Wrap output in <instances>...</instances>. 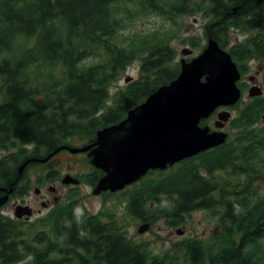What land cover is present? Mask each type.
Here are the masks:
<instances>
[{
  "label": "trees",
  "instance_id": "trees-1",
  "mask_svg": "<svg viewBox=\"0 0 264 264\" xmlns=\"http://www.w3.org/2000/svg\"><path fill=\"white\" fill-rule=\"evenodd\" d=\"M199 12L209 18L221 48L231 29L256 31L229 50L234 62L264 53V0H0V152L17 149L0 163L13 168L43 158L74 138L92 142L99 130L121 122L180 73L166 35L123 38L129 19L155 15L181 27V18ZM188 44L202 48L195 39ZM91 58L96 61L85 63ZM136 60L139 79L110 96L112 84ZM250 107L231 122L242 130L238 140L186 160L129 195L134 217L164 218L170 226L192 211L211 208L214 198L221 205L213 210L220 234L209 243L186 240L184 264H264V196L253 184L264 177V132L243 133L264 110V100ZM226 170V176H214ZM101 176L93 173L90 185ZM54 177V171L47 174ZM227 193L231 198L221 202ZM41 226L23 234L0 218V264L28 259L26 264L180 263L177 256H153L132 244L112 215L77 218L66 206L52 211Z\"/></svg>",
  "mask_w": 264,
  "mask_h": 264
},
{
  "label": "water",
  "instance_id": "water-1",
  "mask_svg": "<svg viewBox=\"0 0 264 264\" xmlns=\"http://www.w3.org/2000/svg\"><path fill=\"white\" fill-rule=\"evenodd\" d=\"M183 57L191 55L184 48ZM180 73L168 85L159 87L144 102L129 110L125 119L116 125L99 130L95 142L81 148L61 146L42 159H29L18 168L21 174L28 163H46L60 150L72 154L85 153L91 165L104 173L92 194L119 192L134 184L149 171H164L168 167L195 157L226 142L222 131L210 132L200 127L202 119L210 117L221 107H232L241 93L236 83L240 79L238 69L230 54L209 38L203 51L186 62L180 61ZM130 78L124 82L129 83ZM261 92L251 88L249 97H258ZM230 119V113L218 114L215 127L222 129ZM64 185H77L78 180L65 175ZM11 190L0 197V208L9 198ZM27 206L18 205L15 217L31 216ZM148 224L139 228L146 231Z\"/></svg>",
  "mask_w": 264,
  "mask_h": 264
},
{
  "label": "rangeland",
  "instance_id": "rangeland-1",
  "mask_svg": "<svg viewBox=\"0 0 264 264\" xmlns=\"http://www.w3.org/2000/svg\"><path fill=\"white\" fill-rule=\"evenodd\" d=\"M208 22L209 18L204 17L202 12L181 18L178 23L181 24V27L172 25L169 22H165L163 19L155 15H147L142 17L133 15V17L127 22L126 30L121 32V34L123 38L128 39L135 37H148L153 34L166 35L169 46L176 51L175 62H179L180 59L183 58L180 54L183 48H187L192 52L191 55L185 57V60L188 61L197 56L202 49L201 47H191L188 43L190 40L195 39L196 41H200L201 46L205 44L206 40L204 37V26H206ZM255 34V32L230 30L229 36L227 37V42L223 49L229 51L232 46L245 43L248 38L253 37ZM94 61H96V59L91 58L86 60L85 63H91ZM140 65L141 62L136 60L126 68L119 80L112 84L110 88V96H112L116 91L123 90L128 85V83L124 82L125 78H130L131 83L136 82L139 79ZM241 80L242 82H246L247 78H241ZM248 98L249 97L247 96L246 91L242 94L241 100L236 106V112L230 113V119L236 118L240 110L247 103ZM107 105H110V102H108ZM214 118L216 121V116ZM263 123L264 120H261L259 125H263ZM213 124L214 121L211 122V126H209L214 128ZM204 125H207V123L205 122ZM227 128L228 142H233V138L239 137V133L242 131L241 129H233V126L230 124V122L227 123ZM246 132L247 131H244L243 133ZM69 144L70 146L80 148L82 145L86 144V142L74 138L69 141ZM31 148L32 147L27 148L26 150L29 151ZM9 152L16 153V147H14L12 151ZM198 161L199 160L195 159L193 160V163L196 164ZM186 163L187 162L177 164L163 172L149 173L141 178L137 183L126 187L121 192L95 196L92 194V188L90 187L89 183L91 178L90 176L92 175L91 168L88 162H86L84 159V156L61 153L51 161L50 166L34 165L27 168L24 172L25 185L29 187L28 193L26 194V201L33 207L35 211L40 210V213L34 214L30 217L29 221L23 226L24 230L31 227L36 228V231H40L43 228L41 224L47 221L51 211L54 210L43 209L39 203L40 198L42 197L38 198L34 194V190L40 185V183L37 182L39 178H43L44 175L50 171H56L57 175H60V179L63 178L67 173L78 174L85 176L86 179L89 178L88 182H85L79 188H75L73 185H62L60 179L56 183L57 187L66 195L64 199H59L57 203L58 207L56 209L59 210L61 207L68 206L69 208L73 209L74 214H76L77 217H80L83 213L88 216L100 214L112 215L114 221L118 223L121 231L125 233L126 238L132 244L146 249L149 254L153 256H162L165 253H169L172 256H177L180 259L179 264H184L185 257L183 244L186 240L204 241L205 243H209L220 234L219 222L217 217L214 215L215 211H213L216 205H218L216 211L221 206L217 203V200L214 198V201L211 205L212 207L207 210H197L190 212L184 217L183 222L177 226H170V223H167V220L164 218H157L150 222L142 221L141 219L134 217L132 213L129 212L127 206L129 195L133 191L138 190L142 184H145L149 180L160 178L171 171H175L179 166H183ZM226 173H228L227 170L222 171V174L220 172L214 173V176L220 179L221 175L226 176ZM218 178L215 180L219 183H222V181ZM235 180H237V178H235ZM253 184L254 187L259 190V193L264 196V177L258 176L254 178ZM59 197L60 196H58V198ZM229 198H231V196L229 193H227L226 195H222L220 200L221 202H224L225 199L227 200ZM168 202L169 201L167 198H161V205L167 206ZM51 204H53L52 201ZM153 207V201H150L148 204V209L151 210ZM4 214L5 216L8 215L13 217V208L11 202L4 209ZM145 224H148L146 231L139 233V228ZM28 261L29 259L26 260L24 264H26Z\"/></svg>",
  "mask_w": 264,
  "mask_h": 264
},
{
  "label": "flooded vegetation",
  "instance_id": "flooded-vegetation-1",
  "mask_svg": "<svg viewBox=\"0 0 264 264\" xmlns=\"http://www.w3.org/2000/svg\"><path fill=\"white\" fill-rule=\"evenodd\" d=\"M211 27L212 26H209V25L204 26V37H205L206 41H208L209 38H212L211 30H210ZM231 30H238V29H231ZM229 32H230V30L228 31L227 37L229 36ZM252 32L256 33V31H252ZM226 42H227V38H226ZM237 45H239V44H237ZM237 45L232 46L230 49H234V47H236ZM251 51H253V49ZM235 64H236L238 71L240 73V80L238 81V86H239V89L241 91V94H243L246 91L248 93L251 88H256L261 92L260 97H254V98L249 97L247 103L242 108V109H250L251 108L250 105H252L256 100H264V98H262V97H264L263 96L264 95V53L262 55H256L254 53H251L249 58H247L245 60H240V62L238 61V63L235 62ZM245 77L247 78V81L242 82L241 78L243 79ZM222 109L228 110L230 113L236 112L235 106L230 107V108H219L209 118L203 120L201 122L200 126L208 127L210 132L217 131V129L215 127L216 121L214 120L215 119L214 117L216 116V120H217V115L219 112L222 111ZM239 114H240V112L238 113V115L236 117H238ZM234 119H231V121ZM261 120H264V110L261 111L259 113V115L257 116V119L252 124L249 125V127L246 130L247 133L250 131L255 132V133H263L264 132V123H263V125H259ZM213 121H214V124H213L214 128H211L210 123ZM205 122L207 123L208 126L204 125ZM227 123H225L222 130L227 134V137H228ZM246 138H245V140H250L248 137H246ZM233 140H238V138H233ZM93 142L94 141L86 142V144H84V145L91 144ZM84 145H82V146H84ZM217 148H215V149H217ZM215 149L209 150L207 152L214 151ZM61 153H69L71 155H83L84 159L86 160V162H88V164L91 168V172H92L91 174L98 171L91 165L90 158L87 156V152L86 153L72 154L69 151H67L66 149L61 150L58 153H56L46 163L40 164V163H38V161H34V162L29 163V164H32L33 166L34 165L35 166L36 165L50 166L51 161ZM12 154H15V153H13V152H0V160H5L8 156H10ZM20 165H16L13 168H9L8 167L9 162L0 163V197L6 195V192L11 190V193L9 194V198H8L7 203L3 207L0 208V218L5 223H7L8 225H12V227H15V228L19 227L20 231L23 232V234H24V227L23 226L29 221L31 216H33L34 214L40 213V210L35 211L33 209V207L26 201V194L28 193L29 187L25 185V181H24L25 173L24 172L27 169L28 165L25 167V169L22 171V173L19 174L18 168ZM54 172H56V171H54ZM98 172H100V171H98ZM47 174L44 175L43 178L40 177L39 180L37 181L38 183H40V185L38 188H36L34 190V194L38 198L42 197V198H40V201L39 200L38 201L40 203V206L43 209H46V210L54 209L55 210L58 207L57 203H58L59 199H64L66 197V195L63 191H61L57 187V184H56L58 182V180L60 179V175L59 174L57 175V173H56V178L54 177L53 179L50 180L47 178ZM65 175H70L71 177L78 180L79 183H78V185L74 186L75 188L81 187L85 182H88V179H89V178L86 179L85 176L78 175V174L67 173ZM61 181H62V178L60 179V182ZM61 184H62V182H61ZM65 186H69V185H65ZM90 187L93 190L94 187L93 186H90ZM103 194H113V193L104 192V193H101L100 195H103ZM58 196H60V197L58 198ZM51 201L53 204H51ZM10 202L12 203L13 217L8 216V215L5 216V214H4V209L8 206V204ZM18 205L29 207L32 211V215L30 217L23 216L21 219H17L15 217L14 213H15V208ZM54 210H52V211H54ZM18 264H24V261L19 262Z\"/></svg>",
  "mask_w": 264,
  "mask_h": 264
}]
</instances>
